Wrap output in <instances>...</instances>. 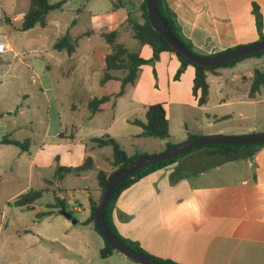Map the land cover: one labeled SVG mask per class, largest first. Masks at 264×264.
Returning a JSON list of instances; mask_svg holds the SVG:
<instances>
[{
    "label": "crops",
    "instance_id": "obj_1",
    "mask_svg": "<svg viewBox=\"0 0 264 264\" xmlns=\"http://www.w3.org/2000/svg\"><path fill=\"white\" fill-rule=\"evenodd\" d=\"M138 2L141 10L143 0H66L47 15L44 27L26 31L21 27L30 2L18 14L4 15L10 30L0 34L8 47L0 54V141L21 145L0 142V264H64V250L84 256L87 240L79 250L61 240L77 224L89 230L93 241L87 264H140L119 252L101 258L105 241L86 223L93 206L89 201L97 204L102 197L98 173L116 169L112 147L99 146L96 138L109 136L135 157L160 154L191 136L264 133V89L249 95L255 71L264 72V55L208 73L209 97L200 106L193 94L194 67L175 80L181 63L174 53L164 52L140 67L124 94L90 112L89 102L116 95L126 75L111 71L112 78L102 81L113 52L104 33L117 32V44L144 59L153 57L152 48L134 38L128 23L129 18L141 22ZM254 4L262 15L261 30ZM168 5L200 54L250 45L264 35V0H168ZM66 36L75 47L71 55L54 48ZM127 40L140 47L131 50ZM158 103L166 110L170 137H140L142 128L135 121H145L148 108ZM250 151L254 154L245 157ZM87 158L94 161L91 169L54 178L57 165L78 168ZM31 191L42 196L29 207L15 204ZM56 199L66 203L75 224L59 214L60 208L36 219ZM113 220L122 237L160 259L264 264V146L229 155L195 150L124 190ZM44 242H57L64 250L44 248Z\"/></svg>",
    "mask_w": 264,
    "mask_h": 264
},
{
    "label": "trees",
    "instance_id": "obj_2",
    "mask_svg": "<svg viewBox=\"0 0 264 264\" xmlns=\"http://www.w3.org/2000/svg\"><path fill=\"white\" fill-rule=\"evenodd\" d=\"M66 3V0H62L60 2L51 4L49 0H30L29 10L24 16V21L22 23L21 29L23 31L29 30L37 25L44 27L46 25V18L47 15L57 9H61L62 6ZM157 7L159 10L160 15L162 16L163 20L165 21L168 29L172 33V35L187 49L194 52L196 55L200 57H208L213 56L211 55H204L200 54L196 51L194 45L191 43L189 39H187L178 24L177 18L175 13L169 8L168 0H157ZM141 22L137 20H132L129 18L128 23L131 26L134 38L141 44L147 45L152 48L153 50V57L151 59H144L140 57L137 53L129 52L125 49L122 45L116 43L117 32L111 33H104L102 36L103 38L112 46L113 52L107 56L106 58V72L102 79L103 82L111 79L112 76L110 74L111 71L122 70L126 72L125 77L122 79V85L120 91L114 96H103L101 98H94L92 99L89 104V110L92 114L100 111V107L102 104L108 102L109 100L116 99L124 94L125 88L129 84H133L135 79L137 78L138 71L141 66L148 64L150 62H154L158 60L161 53L164 52H171L174 53L177 58L179 59L181 65L174 76L175 80H179L182 74L185 72L188 66H192L195 69V77H194V84H193V94L198 97V104L203 106L207 103L209 97V85L207 82V75L208 73H213L219 68L223 67H230L235 65L236 63L250 57H260L264 55V51L253 53L251 55H247L241 57L235 61H231L225 63L220 66H211V67H204L193 64L188 59H186L182 54L177 53L160 35L157 31H155L148 19L147 13V5L146 0H143L141 5ZM253 13L255 15L256 25L259 30L262 29L263 26V19L259 7L254 4L253 6ZM264 39V35L261 36L260 40ZM54 48L56 50H65L69 55H71L75 51L74 45L70 42L69 37H63L59 39ZM217 54V53H216ZM262 89H264V72L261 70H256L254 73V78L251 84L249 95L250 97H254L258 94ZM2 115L0 114V117ZM135 124L142 128V133L139 135L140 137H152L160 140H167L170 137L169 131V121L166 116V110L163 104H154L150 106L146 112L145 121H135ZM197 138V136H191L190 139ZM1 143H7L11 145H21L17 141L9 140L4 138L0 141ZM95 142L99 146H111L113 150V165L116 169L112 173H107L101 171L98 173L97 179L98 184L103 193L106 189L108 181L118 172L127 168L131 163H133L136 159H138L142 155H136L135 157H128L126 152L119 146V144L111 137L106 136L104 138L95 139ZM264 146L262 144H254V145H205L199 146L190 150H187L180 155L171 158L169 160L155 163V164H147L144 167L140 168L133 174L125 177L122 179L119 184L114 189L109 202L106 207L105 211V222L110 230V232L122 243L126 244L131 249L135 250L136 252L156 260L158 262L164 264H178L170 260L160 259L155 257L149 253H147L139 244L134 243L133 241L122 237L113 220V211L115 209V202L120 194L129 188L131 185L139 181L140 179L146 177L147 175L167 167L175 163L178 159L192 153L195 150L202 149V148H211L214 149L216 153L229 155L232 153H236L240 148H251V147H261ZM172 145H168L167 149L171 148ZM254 154V152H249L245 157H250ZM94 165V161L92 158H87L84 164L78 168H67L62 167L60 165L56 166L55 172V179L60 180L63 174L67 173H81L88 169H91ZM42 196V192H28L24 195H21L15 204L17 206H26L29 207L33 204L36 200H38ZM102 198V197H101ZM100 203V201H99ZM99 203L92 206V213L90 219L86 221V223H92L94 225V230L99 233L97 226L95 224L94 213L95 210L98 208ZM61 207L68 208L66 203L60 199H56L55 203L48 206L49 211L38 213L36 215V219L39 220L40 218L52 214L53 210H57ZM114 252H117L114 248H112L109 244L105 242V246L100 251V256L103 259L110 257Z\"/></svg>",
    "mask_w": 264,
    "mask_h": 264
},
{
    "label": "water",
    "instance_id": "obj_3",
    "mask_svg": "<svg viewBox=\"0 0 264 264\" xmlns=\"http://www.w3.org/2000/svg\"><path fill=\"white\" fill-rule=\"evenodd\" d=\"M148 19L152 28L157 31L167 43L177 52L182 54L186 59H188L193 64L211 67L220 66L225 63L235 61L241 57L251 55L253 53L264 51V39L252 43L250 45L238 46L233 49L217 53L213 56L200 57L194 52L187 49L183 44H181L170 32L165 21L159 13L157 7V0H146ZM264 143V133L250 134L243 136H205L190 139L184 143L174 145L171 148L165 150L164 152L153 155V156H140L133 163H131L127 168L121 170L115 174L106 186L103 196L100 200L98 208L95 210L94 219L99 234L103 240L114 248L117 252L123 254L129 259L140 263V264H164L148 258L135 250L128 247L126 244L118 240L109 230L105 222V211L111 194L113 193L119 182L125 177L133 174L140 168L147 164H155L163 162L174 158L181 153L205 145H254ZM90 205H95L94 201H89ZM59 214L64 216L66 219L71 220L72 223H76V219L73 218V213L65 207L59 209Z\"/></svg>",
    "mask_w": 264,
    "mask_h": 264
},
{
    "label": "rangeland",
    "instance_id": "obj_4",
    "mask_svg": "<svg viewBox=\"0 0 264 264\" xmlns=\"http://www.w3.org/2000/svg\"><path fill=\"white\" fill-rule=\"evenodd\" d=\"M30 2V0H0V34H3L4 32H7L10 30L9 26L7 23H4V15L12 16L11 14H18L21 11L24 10L25 5L28 4ZM140 2H138V9L140 10L139 7ZM9 7H13V11H9ZM138 12H140V16L139 19L141 20V10ZM12 12V13H11ZM136 43V47H140L137 42ZM127 46L129 48H131V50H136V47H132V45L129 44L128 40L126 41ZM133 48V49H132ZM75 177V176H74ZM88 182L91 183V179L88 180ZM44 196L49 197L51 196V193H46L44 194ZM73 207V206H71ZM78 216V218L81 216V214L76 215ZM44 227H46L48 229L49 227V231H55L54 229H51L52 226L49 224H44ZM74 233L70 235V237H66L63 238L61 237V240L67 244H69L70 246H72L73 248L79 250V248H81L82 246L85 245V241L87 240V243L89 242L90 244V248L88 249V251H86L84 253V256H78L72 253H67L57 242L51 243V242H44L43 243V247L44 248H53V249H61L64 250L61 252V259L64 260V264H87L88 263V259H90L93 256V246H92V238H90L89 235V230L86 228H81V226H79L78 224L75 225L74 228ZM57 232V231H56ZM54 233V232H53ZM57 233H54V235H56ZM60 236V233H58ZM101 237V236H99ZM101 239H103L101 237ZM92 241V242H91ZM101 241V240H100Z\"/></svg>",
    "mask_w": 264,
    "mask_h": 264
},
{
    "label": "built area",
    "instance_id": "obj_5",
    "mask_svg": "<svg viewBox=\"0 0 264 264\" xmlns=\"http://www.w3.org/2000/svg\"><path fill=\"white\" fill-rule=\"evenodd\" d=\"M7 50H8L7 45L3 42H0V54L7 52Z\"/></svg>",
    "mask_w": 264,
    "mask_h": 264
}]
</instances>
